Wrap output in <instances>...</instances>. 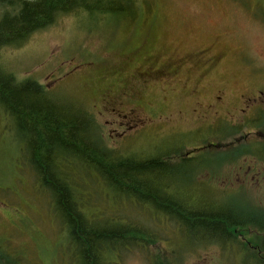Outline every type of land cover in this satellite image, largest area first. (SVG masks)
<instances>
[{"label":"rangeland","instance_id":"374dc122","mask_svg":"<svg viewBox=\"0 0 264 264\" xmlns=\"http://www.w3.org/2000/svg\"><path fill=\"white\" fill-rule=\"evenodd\" d=\"M106 4L93 0L92 9L64 14L24 44L2 48L1 52L4 63L19 79H36L52 94L85 104L95 115L109 146L118 151L138 159L181 147L182 143L187 144L186 151H192L203 146L202 140H214L222 120L226 125L236 124L241 117L240 110L230 112L234 107L223 112L224 119L217 117L213 109L192 112L179 97L181 89L167 83V75L156 72L146 53L175 46L180 56L198 51L189 63L200 68L208 63L209 54L221 52V61L205 81L208 88L225 89V99L237 98L244 89L251 92L242 97L245 100L240 106L254 102V90H264V0H148L144 14L135 20L131 19L130 9L105 10ZM154 87H158L156 94L150 89ZM126 112L132 114L126 116ZM8 125V119L0 116V245L21 255L28 264H78L66 243L64 225L50 195L41 192L35 171L21 161L23 141ZM223 155L216 150L194 151L187 156L189 160H175L167 170L159 171L165 175L144 178L154 188L168 186L166 191L174 198L178 192L185 200L223 199L227 205L239 203L242 213H253L255 205L248 201L252 193L237 190L238 185H247L257 198V184L236 180L244 157L234 163L238 171L233 177L195 184L191 173L213 169ZM231 166L226 162L224 170L217 172L231 170ZM81 187L97 186L87 183ZM99 188L106 191L101 196L97 191L88 193L89 213L97 219L121 221L131 230L139 226L137 230L143 233L140 237H145L130 238L113 257V264L247 261L237 243L226 247L218 243L196 245L175 227L173 219L159 215L150 203L126 202L117 194L113 197L106 187ZM217 190H225L222 199L214 194ZM261 193L264 198V190Z\"/></svg>","mask_w":264,"mask_h":264},{"label":"trees","instance_id":"16d2710c","mask_svg":"<svg viewBox=\"0 0 264 264\" xmlns=\"http://www.w3.org/2000/svg\"><path fill=\"white\" fill-rule=\"evenodd\" d=\"M101 1L107 2L103 5L105 10L127 12L130 9L132 20L144 14L148 2ZM93 7V0H0V62L3 58L2 48L20 46L33 33L53 25L60 16ZM0 107H6L0 116L8 119V127L15 130L23 141L22 163L35 171L41 192L50 195L54 210L64 225L66 243L78 264H111L99 253L97 239L100 237L98 230L108 228V223L114 221L93 220L87 215L83 206L87 205L86 198L90 191H105L99 188L100 185L109 190L115 187L118 189L115 194L121 197L124 196L119 190L139 191L151 199H166L173 204L170 199L174 197L166 191L168 186L154 188L149 186L144 177L165 175L159 171L167 170L175 160H189L187 156L194 151L215 150L224 155L218 158L213 169L194 170L191 174L195 177V184H200V180L216 182L222 176L233 177L236 171L234 163L241 156L248 165L246 170L251 166L254 142L250 136L255 127L252 119H264V110H259L249 116L247 119L250 120L244 124H221L214 140L206 138L202 140L203 146L192 151H186L187 144L182 143L181 147L131 160L126 153L109 146L95 115L85 104L52 94L36 79H19L7 65L0 68ZM12 113H18L19 124V119H15ZM81 156L86 158L79 163ZM226 162L232 163L231 170L217 172L224 170ZM251 173L252 170L247 171L249 176ZM87 183L98 188L81 187ZM237 190L252 193L248 201L255 205V212L242 213L239 203L227 205L222 199L225 190H217L214 194L220 195L222 202L191 198L194 206L188 210L175 203L179 209V212H175V226L185 236L198 241V245L218 243L226 247L237 243L240 252L247 256L245 264H264V244L261 241L264 238V227L262 223L258 225L256 222L258 215L264 222V208L261 206L264 198L260 197L264 187L256 188L257 198L261 202H257L255 191L252 192L247 185H238ZM178 195L175 192V197ZM164 204L172 209L168 203ZM256 210L259 211L258 215ZM130 229L128 225V238L132 233ZM258 230L262 236L254 235ZM123 235V232L120 233V243L124 241ZM157 252L161 254V249L158 248ZM0 264L28 263L21 255L0 245ZM157 264L165 263L158 260Z\"/></svg>","mask_w":264,"mask_h":264},{"label":"flooded vegetation","instance_id":"af4514ba","mask_svg":"<svg viewBox=\"0 0 264 264\" xmlns=\"http://www.w3.org/2000/svg\"><path fill=\"white\" fill-rule=\"evenodd\" d=\"M175 47H162L155 50L154 53H146L145 55L148 57V61L151 62L158 74L168 76V78L164 79L167 83L172 84L175 88L181 89L179 97L181 100H185L187 102L192 112L195 111L196 113H199L200 108L204 109V111L208 110L209 112H212L213 109L214 114H216L217 117L221 116L222 119H224L222 115L223 112L234 107L230 110V112L232 110H235L236 112H239V110L242 111L241 117L236 123L244 124L245 121L250 120L247 119L249 116L255 115L259 112V110H264L263 89L254 90V92H256V99L250 105L244 104L243 106H240L241 101L245 100V98L242 99V97L245 95L248 96L251 92L245 91L246 89H244V92H241L237 98H234V100L230 98L225 99L226 91L223 88H208V84L205 83V81L211 72V69L217 66L221 61L223 53L219 52L209 54L208 63L203 67L195 68L189 63V59L195 56L198 51H191L184 56H180L175 51ZM146 58L143 61V66L146 62ZM145 82L149 83L150 81L145 80ZM157 88L158 87H154L150 89L156 94ZM237 100H239L238 105ZM173 103L175 104V102ZM252 105L253 107H251ZM166 108H169V106ZM174 111L175 109L172 107V112ZM131 114V112H127L126 116ZM252 124L255 125L252 129L253 134L250 136L254 142V150L252 151L253 160L251 162V166L248 167L247 170V163H242L239 166V172H237L236 180L240 183H244L248 179H252L255 184L264 187V119H252ZM248 170H252L250 176L247 174ZM258 201L261 202V200H257V202ZM261 206L264 208L263 203H261ZM256 222L258 225L262 223L264 227V222L261 221L260 215H258ZM254 235L257 237L262 236V232L258 230L254 233ZM261 241L264 244V238Z\"/></svg>","mask_w":264,"mask_h":264},{"label":"bare ground","instance_id":"6f19581e","mask_svg":"<svg viewBox=\"0 0 264 264\" xmlns=\"http://www.w3.org/2000/svg\"><path fill=\"white\" fill-rule=\"evenodd\" d=\"M5 65L6 64L4 63V60L2 58V60L0 62V68H4ZM4 109L6 110V107ZM4 109L0 107V113H1V111H4ZM12 116L15 119L16 118L19 119L18 113H12ZM19 123H20V119H19L18 124ZM127 157L130 158L131 160H137L138 159L134 154H127ZM85 158H86V156H81L79 163L82 162ZM128 158H125V159L130 161ZM110 191L112 192V196L115 197V192L118 191V189L115 187H112V188H110ZM103 192H106V191H103ZM103 192H102V190H98V195L101 196L102 194H104ZM119 192L124 196V199L126 200V202H128V200H130V201L132 200L134 203L141 202V201L146 202V203H150L151 208L154 211H156L159 215H161L163 217L167 216V217H170L171 219H173V217H174V219H173L174 221H175V212L176 213L179 212V209L175 205V203L177 205H180L185 210H188L192 205L194 206L193 200L191 198H189L188 200H185L182 195H178L177 197L170 199L171 201H173V204H170L166 199H162V200L151 199L145 193L139 192V191L134 192L131 190H119ZM146 200H148L149 202ZM164 203H168V205H171L172 209L171 208L169 209L168 207H166ZM90 206L91 205H89L88 203H87V205L83 206V209H86V213L89 217H91L93 220L95 219L98 221H100V220L106 221V219H102L101 217H100V219H97L91 213H89L88 209ZM56 215L59 217L57 212H56ZM142 215L144 217H146L145 214H142ZM185 218H187V217H185ZM107 227L108 228H102V229L98 230V232L100 233V237H99V239H97L98 247H99V249H98L99 253L105 257V259L107 260V263L113 264V257L115 255H116V257L118 256L121 249L128 244L130 238H133V239L136 238V240H144L145 239V237H140L141 234H143V233L141 231L137 230V229H140L139 226H136V230L132 228V233L130 234L129 238H128V234H126L128 232V225L127 224H124L121 221H118L116 223L111 222V223H108ZM122 232L124 233V235H123L124 241H123V243H120L121 242L120 233H122ZM132 234L134 235V237ZM195 242H196V245H198V241H195ZM108 246H110V247L108 248ZM71 255H72V253H71ZM79 264H81V263H79Z\"/></svg>","mask_w":264,"mask_h":264}]
</instances>
